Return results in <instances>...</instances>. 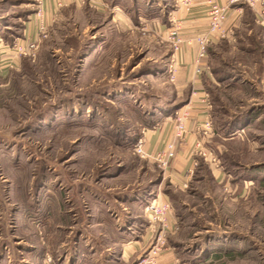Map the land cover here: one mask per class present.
Here are the masks:
<instances>
[{
    "label": "rangeland",
    "instance_id": "374dc122",
    "mask_svg": "<svg viewBox=\"0 0 264 264\" xmlns=\"http://www.w3.org/2000/svg\"><path fill=\"white\" fill-rule=\"evenodd\" d=\"M174 5L57 0L47 16L46 0H0L1 264L7 246L16 259L38 246L63 261L86 235L113 245L134 216L128 233L140 237L150 221L153 243L161 225L146 206L159 193L175 223L155 264H264V26L248 10L246 26L201 60L211 155H194L175 181L135 151L175 98L161 34ZM27 37L37 49L20 56L14 45Z\"/></svg>",
    "mask_w": 264,
    "mask_h": 264
},
{
    "label": "crops",
    "instance_id": "0c3cea01",
    "mask_svg": "<svg viewBox=\"0 0 264 264\" xmlns=\"http://www.w3.org/2000/svg\"><path fill=\"white\" fill-rule=\"evenodd\" d=\"M56 1L57 0H46L47 16H50L53 8H55ZM219 1L224 4L228 2L227 0ZM174 4L173 10L169 14L170 25L168 27L166 24L161 26L162 38L168 40L169 29L173 24L172 21L178 19L182 21L181 34L184 42L181 45L182 49L180 52L176 53L173 58L175 61L174 67L177 70L176 79L174 81L175 96L173 97L175 98L167 101L170 103L169 105L174 104V102L179 103L183 100L185 103L177 107L174 113L163 115V117H165L162 126L145 129L140 137L142 136L144 139V149L147 153L154 154L164 150L168 142L172 141L174 137L176 114L178 112L187 111V124L190 131L185 140H179L177 142L176 155L169 167V170L172 173V175H170L171 178L177 181V177L187 179L188 173H190V168L195 165L196 157L191 156L190 151L192 147H194L193 144L197 139H206L207 136L204 137L203 126L204 122L208 118H211L212 114L210 104L211 98H209L206 81L203 75L205 63L204 61H197L199 45L195 40V36L205 31L207 28L208 6L205 3V0H201L191 9V11H186L184 8H179L175 0ZM247 7L251 10L253 19L256 22L253 10L245 2L231 4L229 7L226 25L234 29L235 35L246 26ZM36 25L38 26V23H36ZM35 28L34 23L31 30L33 31ZM219 41L220 40H216L212 44ZM170 60L171 62H169ZM173 60L172 58H169L167 64L168 67L172 64ZM198 68L200 71H198ZM169 105L167 104V106ZM144 216L149 217L146 212ZM140 220L141 219L134 216L131 218V222L128 224L129 226L120 227L117 237L113 240V245L105 246L100 243L99 240L91 239L86 235L85 238H82L81 245L75 243L76 245L82 246V249L76 247L75 251L67 250L65 254L66 257L63 261H61V259L56 260L52 258L49 253L43 252L38 246L26 248V251H22L16 259L15 256H12L13 254H11V247L7 246L5 248L7 253L6 256H4L3 264H126L132 262L135 259V256L137 258V254L142 251L143 247L146 246L147 248L152 244L150 234L152 228L150 226V221H146L145 227L141 229L142 233L140 237H138V235H131L129 234L130 232L128 233L130 230L137 229ZM138 251L140 252L138 253ZM162 254L163 252H161L158 261L161 257L160 261H163L164 256ZM15 260L17 263H13Z\"/></svg>",
    "mask_w": 264,
    "mask_h": 264
},
{
    "label": "built area",
    "instance_id": "2783aa9c",
    "mask_svg": "<svg viewBox=\"0 0 264 264\" xmlns=\"http://www.w3.org/2000/svg\"><path fill=\"white\" fill-rule=\"evenodd\" d=\"M176 4L179 8H184L186 11H191V9L201 0H175ZM226 4L221 3L219 0H205V3L208 6L207 16H208V25L205 31L197 34L195 36V40L198 42L199 50L197 61L201 62L202 58H204L207 54V49L210 44H212L216 40L222 39H231L234 38L235 33L232 27H228L226 25V21L228 19V11L231 4L245 2L250 8L253 10L256 22L264 25V0H227ZM173 24L169 29V37L168 40L171 42L173 48V57L176 53L180 52L181 45L184 42L182 36V21L181 20H173ZM45 29H47L44 25L43 14L41 13V19L39 22V32L38 35H44ZM38 38L29 39L28 37L23 40V42H18V44L14 45V49L17 54L20 56H27L35 53L37 49ZM174 60L172 64L168 67V75L171 81H175L176 79V68L174 67ZM198 71L199 68H198ZM187 111L178 112L176 114V121L174 125L175 129V137L172 141L168 142L166 148L162 151H159L154 154H149L144 149V139L141 137L138 138V141L135 144V151L143 156V157H151L159 165H161L164 169H168L171 166L172 161L176 155V144L177 142L185 140L189 130L187 124ZM212 130V121L211 118H208L204 122L203 133L204 137L208 136V134ZM192 147L190 154L194 156L196 154L203 156H210L211 150L205 144L204 139H197ZM191 172V171H190ZM186 185V184H185ZM172 204L165 199L161 193L157 194L151 201L148 202L146 206V212L150 215H153L154 218L159 222L161 228L159 230L158 235L154 238L152 247L145 253L142 259L139 260L136 264H155L157 258L160 256L163 247L166 243L165 234L166 231H169L174 226L172 220Z\"/></svg>",
    "mask_w": 264,
    "mask_h": 264
},
{
    "label": "trees",
    "instance_id": "16d2710c",
    "mask_svg": "<svg viewBox=\"0 0 264 264\" xmlns=\"http://www.w3.org/2000/svg\"><path fill=\"white\" fill-rule=\"evenodd\" d=\"M247 10H248L247 11L248 13H251V10H249L248 8H247ZM184 103H185L184 100L183 101H180L177 104H172V105L167 106L166 108H162L161 111H162V113H164V115H169L170 113H174V111L176 110V108L179 107V106H181V105H183ZM196 259H197V257H194L193 258V260H196ZM181 262L182 263H186L187 261L186 260H183Z\"/></svg>",
    "mask_w": 264,
    "mask_h": 264
}]
</instances>
